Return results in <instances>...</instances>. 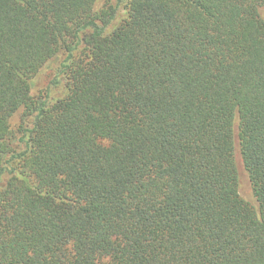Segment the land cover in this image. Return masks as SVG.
<instances>
[{
	"label": "trees",
	"instance_id": "1",
	"mask_svg": "<svg viewBox=\"0 0 264 264\" xmlns=\"http://www.w3.org/2000/svg\"><path fill=\"white\" fill-rule=\"evenodd\" d=\"M0 264H264V0H0Z\"/></svg>",
	"mask_w": 264,
	"mask_h": 264
},
{
	"label": "rangeland",
	"instance_id": "2",
	"mask_svg": "<svg viewBox=\"0 0 264 264\" xmlns=\"http://www.w3.org/2000/svg\"><path fill=\"white\" fill-rule=\"evenodd\" d=\"M49 79V74L47 76H41L37 82V86L43 88L46 85L47 80Z\"/></svg>",
	"mask_w": 264,
	"mask_h": 264
}]
</instances>
